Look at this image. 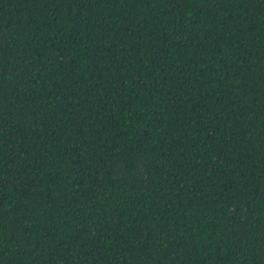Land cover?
<instances>
[{"label": "trees", "instance_id": "trees-1", "mask_svg": "<svg viewBox=\"0 0 264 264\" xmlns=\"http://www.w3.org/2000/svg\"><path fill=\"white\" fill-rule=\"evenodd\" d=\"M0 264H264V0H0Z\"/></svg>", "mask_w": 264, "mask_h": 264}]
</instances>
